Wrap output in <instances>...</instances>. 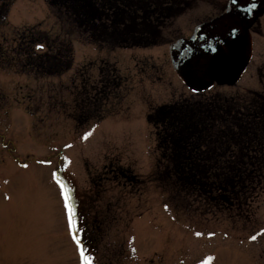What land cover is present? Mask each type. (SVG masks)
Returning <instances> with one entry per match:
<instances>
[{"label":"rangeland","instance_id":"1","mask_svg":"<svg viewBox=\"0 0 264 264\" xmlns=\"http://www.w3.org/2000/svg\"><path fill=\"white\" fill-rule=\"evenodd\" d=\"M227 2L194 0L162 27L157 44L119 49L73 34L47 0L14 1L0 28V264H83L81 238L91 264H264V190L246 215L197 205L180 213L154 122L165 106L202 99L176 74L169 46ZM29 29L47 32L37 53L74 38L71 68L49 77L19 70L14 53ZM252 31L243 78L205 97L264 90V16Z\"/></svg>","mask_w":264,"mask_h":264},{"label":"trees","instance_id":"2","mask_svg":"<svg viewBox=\"0 0 264 264\" xmlns=\"http://www.w3.org/2000/svg\"><path fill=\"white\" fill-rule=\"evenodd\" d=\"M14 1L0 0V26L6 23ZM193 1L47 0L60 23L84 41L126 48L157 44L162 27ZM37 31H25L22 48H16L14 55L22 63L19 70L38 77L69 70L73 64L70 40L53 39L55 52L37 53L34 46H42V39L48 37L47 32ZM114 80H108L109 88ZM200 96L192 104L181 99L161 108L154 120L160 127V150L176 175L172 202L188 216L196 205L206 213L233 210L236 217L246 215L250 198L264 190V95Z\"/></svg>","mask_w":264,"mask_h":264},{"label":"water","instance_id":"3","mask_svg":"<svg viewBox=\"0 0 264 264\" xmlns=\"http://www.w3.org/2000/svg\"><path fill=\"white\" fill-rule=\"evenodd\" d=\"M263 14L264 0H229L224 13L171 44L178 76L195 92L237 84L252 58L251 28Z\"/></svg>","mask_w":264,"mask_h":264},{"label":"snow or ice","instance_id":"4","mask_svg":"<svg viewBox=\"0 0 264 264\" xmlns=\"http://www.w3.org/2000/svg\"><path fill=\"white\" fill-rule=\"evenodd\" d=\"M40 47H42V46H40ZM193 91H195V89H193ZM90 134L91 133H86L85 134V138H87V136L90 135ZM61 187L63 189L64 188V185H61ZM64 198H65V203H66V206L68 208L69 213L70 214L73 213V209H72L71 204H68V201L70 200V196H69V194H68V192H67L66 189L64 190ZM81 230H83V229H81ZM197 235H200V234L197 233ZM255 238H256L255 236L252 237V239H255ZM76 242H77V245L81 249L80 254H81V257H82V260H83V264H91L90 257L85 254V251H84L85 245L83 244L82 238L81 239H77ZM133 251H135V249H133ZM209 259H211V258H209Z\"/></svg>","mask_w":264,"mask_h":264},{"label":"flooded vegetation","instance_id":"5","mask_svg":"<svg viewBox=\"0 0 264 264\" xmlns=\"http://www.w3.org/2000/svg\"><path fill=\"white\" fill-rule=\"evenodd\" d=\"M207 20H209V19H207ZM252 33H253V31H252ZM254 38V37H253ZM252 63V60H251V62H250V64L248 65V68H247V70L250 68V66L252 65L251 64ZM257 69L258 70H261V72L259 73V78L260 79H258V81H259V83H260V86L262 87V85H264V77L262 76L263 75V73H264V63L261 65V66H259V67H257ZM246 70V71H247ZM258 70H257V72H258ZM263 82V83H262ZM246 92H261V93H264V90H253V89H247L246 90Z\"/></svg>","mask_w":264,"mask_h":264}]
</instances>
